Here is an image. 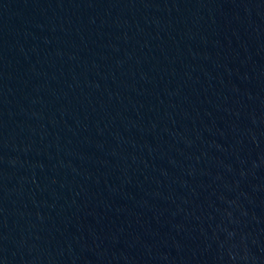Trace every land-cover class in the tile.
I'll return each mask as SVG.
<instances>
[{
	"label": "water",
	"instance_id": "95a60500",
	"mask_svg": "<svg viewBox=\"0 0 264 264\" xmlns=\"http://www.w3.org/2000/svg\"><path fill=\"white\" fill-rule=\"evenodd\" d=\"M0 264H264V0H0Z\"/></svg>",
	"mask_w": 264,
	"mask_h": 264
}]
</instances>
